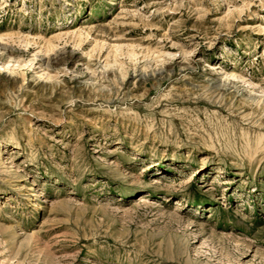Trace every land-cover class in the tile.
<instances>
[{"label": "rangeland", "instance_id": "obj_1", "mask_svg": "<svg viewBox=\"0 0 264 264\" xmlns=\"http://www.w3.org/2000/svg\"><path fill=\"white\" fill-rule=\"evenodd\" d=\"M0 264H264V0H0Z\"/></svg>", "mask_w": 264, "mask_h": 264}, {"label": "bare ground", "instance_id": "obj_2", "mask_svg": "<svg viewBox=\"0 0 264 264\" xmlns=\"http://www.w3.org/2000/svg\"><path fill=\"white\" fill-rule=\"evenodd\" d=\"M81 36V35H80ZM27 41H30V40H27Z\"/></svg>", "mask_w": 264, "mask_h": 264}]
</instances>
